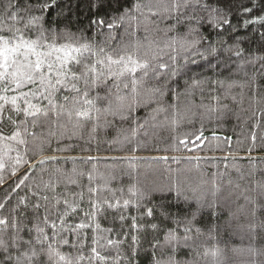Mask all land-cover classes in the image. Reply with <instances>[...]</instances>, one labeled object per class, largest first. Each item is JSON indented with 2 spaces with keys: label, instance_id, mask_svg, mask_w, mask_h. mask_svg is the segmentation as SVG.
Segmentation results:
<instances>
[{
  "label": "trees",
  "instance_id": "16d2710c",
  "mask_svg": "<svg viewBox=\"0 0 264 264\" xmlns=\"http://www.w3.org/2000/svg\"><path fill=\"white\" fill-rule=\"evenodd\" d=\"M7 2L0 0V17ZM25 2L37 0H20ZM172 2L57 0L44 13V27L62 33L57 45L87 42L114 56L147 59L150 66L135 91L130 79L128 87L98 89L91 119L76 124L53 113L29 128L35 135L26 146L9 142L13 150L0 169V219L9 221L5 239L17 218L26 228L44 227L48 215L57 228L90 225L79 236L66 234L67 244L58 238L54 245L62 254L83 255L80 264H264V228L254 227L264 221V69L258 59L264 57V24H242L264 16V0H255L251 13L243 7H252V0H207L218 10L213 15L228 18L235 31L213 27L199 8L186 10L178 23L177 13L165 11ZM137 3L139 9L133 8ZM192 15L200 24L186 19ZM100 20L104 24L94 23ZM11 130L5 121L3 131ZM18 155L26 163L17 165ZM89 187L98 190L94 198L114 207L86 217L93 211ZM129 189L145 199L137 203ZM81 190L83 200L75 195ZM65 199L76 210L62 224ZM124 200L131 203L125 207ZM189 206L199 208L194 219ZM163 209L178 215L180 225L165 219ZM170 229L178 243L166 239ZM21 235L29 238L26 229ZM108 239L117 243L109 246ZM92 247L107 260L93 258Z\"/></svg>",
  "mask_w": 264,
  "mask_h": 264
},
{
  "label": "snow or ice",
  "instance_id": "6c2138e0",
  "mask_svg": "<svg viewBox=\"0 0 264 264\" xmlns=\"http://www.w3.org/2000/svg\"><path fill=\"white\" fill-rule=\"evenodd\" d=\"M4 15L0 17V169L5 167L4 157L12 151L10 141L16 142L17 145H27V137L35 135L30 133L29 128H34L41 117H50L53 113L59 118H65L69 122L79 124L81 120L91 119V113L95 109L96 101L101 99L98 89L110 91L112 87L119 89L120 84L128 87L124 83L130 79L132 90L143 82L148 76L149 63L147 59H133L131 54H110L103 47H96L91 43L77 44H59L56 40L62 33L44 27V13L57 7V0H37L36 4L24 3L20 0H8L4 4ZM140 5L134 4L133 8L139 9ZM258 7L255 0H252V7H243V13H251L254 8ZM191 8L195 11L199 8L201 11L208 12L207 22L213 27H223L228 25L235 31L231 21L226 17H218L213 13L217 9L207 3V0H173L170 7L165 11L177 13V22L185 15V11ZM131 9L123 14L128 15ZM123 19V16L121 17ZM187 20H200L196 16H187ZM100 25L104 24L103 20L94 21ZM264 24V16L255 19H244L242 24L247 27L250 24ZM113 24H108L112 28ZM197 31V29H192ZM33 33L35 36L33 37ZM51 33L53 39L49 41L48 36ZM264 35V33H262ZM89 53V55H84ZM237 56L242 55L241 51L236 52ZM261 61L260 67L264 69V57L258 58ZM249 64H255L256 60H249ZM160 68H166V64H160ZM140 69L143 75L138 79L137 70ZM96 92L93 96L92 93ZM62 99V103L58 101ZM46 102V103H45ZM21 117H23L21 119ZM5 121L11 125V132L5 134L3 127ZM183 143V141H181ZM23 161L22 156H17L16 164ZM43 163V161H41ZM15 175V169L12 172ZM27 176L19 181L16 188L24 185ZM89 205L91 210L86 211V217L93 216L95 213L103 211L104 206L112 208L114 205L107 199L100 200L98 196L94 198L97 189L89 187ZM131 196L137 197V203L145 199V193L138 192L135 189H129ZM75 195L83 200L84 192L81 190ZM181 193L176 192L177 202ZM47 200V197H43ZM22 197L20 203H24ZM187 203V199L185 198ZM130 200H124V206L127 207ZM199 203V202H197ZM66 210L59 216L63 224L64 217L68 216L69 210L75 211L74 202L65 199ZM119 201H117V205ZM78 206V205H77ZM39 209V203L33 206ZM264 207V206H261ZM4 204H0V209ZM189 211L193 219L199 208L195 210L189 206ZM147 216H153V209H147ZM161 214L165 219H174L177 226L182 219L173 217L167 209H163ZM40 218L37 217V220ZM123 220V217H121ZM186 219V218H184ZM135 220V218H133ZM43 225L34 223L33 227L26 228L18 218L11 223V235L5 239L4 233L8 230L9 221L0 219V254L3 259L0 264H80L84 256L73 257L70 254H62L54 245L57 244L58 238L64 244L68 243L63 237L66 234H75L79 236V230L90 227L83 222L76 224L74 227L57 228L55 220H50L48 215L43 218ZM135 223L133 227H135ZM45 227L51 229V234L45 231ZM99 224L96 228L99 229ZM156 225H153L155 228ZM254 227L264 228V221ZM27 230L28 239H24L21 232ZM111 231V229H107ZM185 231H188L187 227ZM175 229H170L166 237L169 242L177 241L173 235ZM35 233V235H33ZM94 244L99 241L93 240ZM109 246L117 243L108 239ZM93 258L98 261H106L107 257L102 256L96 247L91 248ZM215 256L216 253L212 252Z\"/></svg>",
  "mask_w": 264,
  "mask_h": 264
}]
</instances>
